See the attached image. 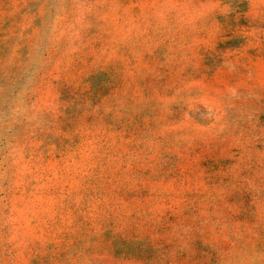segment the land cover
I'll return each mask as SVG.
<instances>
[{
	"label": "rangeland",
	"instance_id": "obj_1",
	"mask_svg": "<svg viewBox=\"0 0 264 264\" xmlns=\"http://www.w3.org/2000/svg\"><path fill=\"white\" fill-rule=\"evenodd\" d=\"M0 264H264V0H0Z\"/></svg>",
	"mask_w": 264,
	"mask_h": 264
}]
</instances>
